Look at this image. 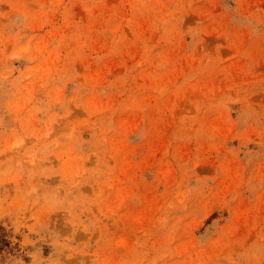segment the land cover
Listing matches in <instances>:
<instances>
[{"label":"rangeland","instance_id":"obj_1","mask_svg":"<svg viewBox=\"0 0 264 264\" xmlns=\"http://www.w3.org/2000/svg\"><path fill=\"white\" fill-rule=\"evenodd\" d=\"M0 264H264V0H0Z\"/></svg>","mask_w":264,"mask_h":264}]
</instances>
